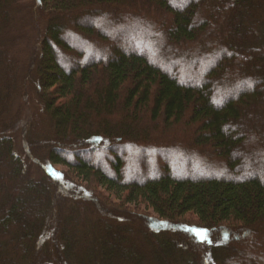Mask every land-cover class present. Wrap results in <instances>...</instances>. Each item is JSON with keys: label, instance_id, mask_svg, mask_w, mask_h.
<instances>
[{"label": "trees", "instance_id": "obj_1", "mask_svg": "<svg viewBox=\"0 0 264 264\" xmlns=\"http://www.w3.org/2000/svg\"><path fill=\"white\" fill-rule=\"evenodd\" d=\"M262 164L264 0H0V264H264Z\"/></svg>", "mask_w": 264, "mask_h": 264}, {"label": "rangeland", "instance_id": "obj_2", "mask_svg": "<svg viewBox=\"0 0 264 264\" xmlns=\"http://www.w3.org/2000/svg\"><path fill=\"white\" fill-rule=\"evenodd\" d=\"M22 1L30 2V0H22ZM37 12H39V10L36 11V13L34 14V17L36 16V19L40 20L41 19L40 18V14H38ZM31 21L32 22L29 23L28 19H27L26 23L23 24L22 28L25 29V30L34 29L35 26L33 25V17H32ZM143 26H146V24H144ZM158 44H153V43L149 44V45L145 44L143 46V48L146 49V51L149 50V49H157V50H153L154 53H156L157 55H161V54L163 55V52L160 50ZM25 46L26 45H24L23 43H20V44L17 45L18 50H17V52H15L14 59L16 57L18 59H23V60L26 58V55H27L26 53L28 52V49H27V47L25 48ZM32 50L30 51V53L32 52ZM37 50L38 49H34V51H37ZM18 52H19V54H18ZM152 59H154V58H152ZM24 63H25V61H24ZM25 89H26V91L24 90V88H21V90H19L18 93L15 95L14 102L12 104V110H11V114L12 115H14V114L19 115L20 114V120L17 123L18 124V128H16L17 129L16 130V134H17L16 135V148H17V152L19 154H21L22 156H25V154L27 155V153H25L24 140H23L24 138L22 136L21 129H23L27 125V121L29 120L30 117H32L33 114H38L39 116H41L40 114H41V111H42L40 102L37 100L35 92L33 91L32 84H28L27 83V86H26ZM27 90H28V92H27ZM238 92H239V89H237V93ZM39 122H42V120H40ZM44 134H46V131L42 128V132H40L37 137L41 138ZM29 146H30V144H29ZM246 151H247V149H246ZM120 152H122V150H120ZM123 152H125V149L123 150ZM247 152H249V151H247ZM147 153L149 154L148 151H147ZM101 155H99V158L102 157ZM162 155H165V154H162ZM35 156L37 158H40L39 152H36ZM209 164H210V161L206 162L205 166H208ZM202 166H204L203 163H202ZM219 167H220V165L218 163L214 164V162H213V165L211 167L213 169L212 173L213 174H218L216 171H218L217 168H219ZM257 167L261 171L260 168H264V165L262 164L261 167H259V165H257ZM57 168L58 169H67L68 170V168L66 166H63V165H57ZM199 168H201V167H199L197 165L194 168L191 167L192 170L193 169L196 170V169H199ZM36 171H37L36 175L39 176L40 173H41V170H36ZM201 171H202V169H201ZM205 171L206 170L204 169L202 172H205ZM102 190H103V188H102ZM104 192L107 194V192L105 190H104ZM30 198L31 197L28 196V199H30ZM112 200L114 202H118V200L115 197H112ZM141 207H142V212L148 214L149 216H154L155 217L156 214L153 213L151 209H147L148 208L147 205L142 204ZM250 238H251V236H249L248 234H245V236H240V240L241 241H245V242L250 241L249 240ZM259 247L260 246H258L257 248H259ZM239 250H240V247H237L236 248V254L240 253ZM247 264H255V263L253 261H249L248 260Z\"/></svg>", "mask_w": 264, "mask_h": 264}]
</instances>
